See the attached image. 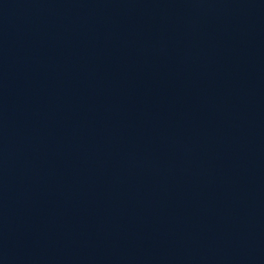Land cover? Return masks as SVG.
<instances>
[{
    "label": "water",
    "instance_id": "1",
    "mask_svg": "<svg viewBox=\"0 0 264 264\" xmlns=\"http://www.w3.org/2000/svg\"><path fill=\"white\" fill-rule=\"evenodd\" d=\"M135 264H264V0H75Z\"/></svg>",
    "mask_w": 264,
    "mask_h": 264
}]
</instances>
